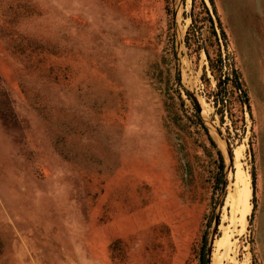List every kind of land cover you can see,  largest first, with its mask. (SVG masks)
Listing matches in <instances>:
<instances>
[{
  "label": "rangeland",
  "instance_id": "obj_1",
  "mask_svg": "<svg viewBox=\"0 0 264 264\" xmlns=\"http://www.w3.org/2000/svg\"><path fill=\"white\" fill-rule=\"evenodd\" d=\"M238 166L264 264V0H0V264H207Z\"/></svg>",
  "mask_w": 264,
  "mask_h": 264
},
{
  "label": "bare ground",
  "instance_id": "obj_2",
  "mask_svg": "<svg viewBox=\"0 0 264 264\" xmlns=\"http://www.w3.org/2000/svg\"><path fill=\"white\" fill-rule=\"evenodd\" d=\"M235 155L236 163L239 164V159L242 157V153L239 148L236 150ZM251 191L252 190L247 175L244 174L238 166L235 175L234 186L231 190L227 191V194L224 197L225 199L223 210L226 208V206H229V211L231 213L227 215L226 211H223L222 220L220 223L222 236L214 241L215 250L209 256L210 260H208L207 264H224L225 259L228 260L230 258H233L231 254L233 241L231 240L230 223L228 222L227 224H223V222L225 220L230 221L235 212V216L237 217L236 220L238 221V224L240 226L237 231H240L242 228H244L246 224L247 214L251 209V202L249 200V197L252 194ZM218 250L222 251L220 255L217 254Z\"/></svg>",
  "mask_w": 264,
  "mask_h": 264
},
{
  "label": "trees",
  "instance_id": "obj_3",
  "mask_svg": "<svg viewBox=\"0 0 264 264\" xmlns=\"http://www.w3.org/2000/svg\"><path fill=\"white\" fill-rule=\"evenodd\" d=\"M208 1H209L210 3H212V0H208ZM201 3H202V7H203L204 11L207 12V7L204 5L203 2H201ZM207 18L211 21V18H210L209 15H207ZM218 25H219V21H218ZM219 31H220V34L224 37V31H223L222 27H220V25H219ZM210 33L213 34V35L215 36V31H214L213 28L211 29ZM207 38H208V35H207ZM204 51H205L206 56H209V55H208V51H207V49H205ZM210 63L212 64V66H213L216 70H219V67H218V65H216L215 61H213V60L211 61V60H210ZM231 71H232V74H233L234 84H236V85L239 87L238 73H237V71L235 70V68H232ZM227 78H228L227 76H225L224 79H221L220 77H217V84H220V83L224 82V80H226ZM242 94L244 95L245 93L243 92ZM203 127L205 128L204 125H203ZM211 142H212V141H211ZM251 174H252L251 183H252V187H253V173H251ZM252 192H253V188H252ZM204 261H205V259H204V260L202 259L201 262H200L199 264H203Z\"/></svg>",
  "mask_w": 264,
  "mask_h": 264
},
{
  "label": "water",
  "instance_id": "obj_4",
  "mask_svg": "<svg viewBox=\"0 0 264 264\" xmlns=\"http://www.w3.org/2000/svg\"><path fill=\"white\" fill-rule=\"evenodd\" d=\"M191 99H192V101H193V103H194V105L196 107V110H199V105H198V102H197L196 98L193 95H191ZM209 255H210V245L207 247V263H208V260H209Z\"/></svg>",
  "mask_w": 264,
  "mask_h": 264
}]
</instances>
